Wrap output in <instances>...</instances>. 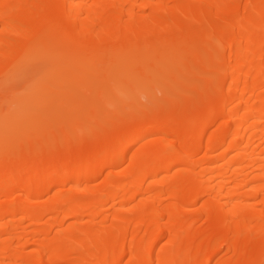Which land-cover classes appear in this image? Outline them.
<instances>
[{"label": "bare ground", "instance_id": "6f19581e", "mask_svg": "<svg viewBox=\"0 0 264 264\" xmlns=\"http://www.w3.org/2000/svg\"><path fill=\"white\" fill-rule=\"evenodd\" d=\"M187 37L56 148L0 114V264H264V0H0V95L36 53L159 81Z\"/></svg>", "mask_w": 264, "mask_h": 264}, {"label": "rangeland", "instance_id": "374dc122", "mask_svg": "<svg viewBox=\"0 0 264 264\" xmlns=\"http://www.w3.org/2000/svg\"><path fill=\"white\" fill-rule=\"evenodd\" d=\"M173 42L180 45L173 51V56L159 68L160 72L165 71V74L159 81L147 78L152 67L157 64V54L145 73L148 80L146 84L142 77L134 78L130 72L120 75L101 73L117 65L110 64L108 60L102 62L96 76L90 78L87 73L91 62L77 71L73 65L74 56L62 58V65L59 66L55 55L48 58L45 54L36 53L32 58L35 67L14 78L0 95V114L6 116L7 121L14 117H27L30 121H38V125L42 127L62 124L59 129H51L55 135L51 146L56 148L61 137H74L76 134H85L104 127L105 122L113 118L106 119L104 111L109 109L117 113L121 109V102L114 98L116 91L123 94L121 96L127 104L136 96L143 98L153 91L159 92L162 81L175 73L172 71V64L180 61L185 64L189 58L196 56L192 52L190 38H175ZM183 71H187V65ZM89 115L93 118L92 124L86 122ZM74 119L76 122L73 124ZM44 138L42 131L38 139Z\"/></svg>", "mask_w": 264, "mask_h": 264}]
</instances>
